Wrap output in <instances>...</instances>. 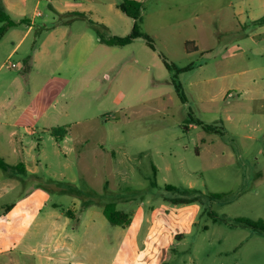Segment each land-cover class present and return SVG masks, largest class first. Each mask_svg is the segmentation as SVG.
<instances>
[{
	"label": "rangeland",
	"instance_id": "obj_1",
	"mask_svg": "<svg viewBox=\"0 0 264 264\" xmlns=\"http://www.w3.org/2000/svg\"><path fill=\"white\" fill-rule=\"evenodd\" d=\"M122 2L83 1L90 20L79 26H124ZM140 2L141 31L157 51L143 40L106 54L100 49L93 88L75 94L85 84L77 78L56 100L69 112L68 125L60 127L66 141L35 129L38 135H24V156L17 157L3 131L0 152L7 164L31 156L40 163L24 189L1 202L40 191L47 205L38 217L54 215L51 247L58 239L67 250H92L98 264L132 257L123 256L127 230L110 224L100 204L140 215L160 205L173 212L195 206L194 229L178 240L172 264H264V231L241 222L264 225V25L257 24L264 0ZM38 12L44 16L37 25L58 21L47 0ZM187 42L198 50L188 52ZM11 48V38L0 39L3 106L11 105L14 83L26 82L12 67L20 54L8 58ZM78 201L95 203L90 215ZM59 250L52 249L49 264H72L71 253Z\"/></svg>",
	"mask_w": 264,
	"mask_h": 264
},
{
	"label": "crops",
	"instance_id": "obj_2",
	"mask_svg": "<svg viewBox=\"0 0 264 264\" xmlns=\"http://www.w3.org/2000/svg\"><path fill=\"white\" fill-rule=\"evenodd\" d=\"M47 1L53 16L58 18L52 26L36 23L38 17L44 16L38 12L42 0H0V9L17 23V26L8 28L2 37L11 38L12 48L8 58L20 54L18 67H15L26 81L25 85L14 83L16 91L9 99L11 105L3 106L0 103V136L3 131L7 132L6 141L10 145L12 156H24V135H38L35 129L52 134L53 129L68 125L65 124L69 117L68 108L59 106L56 100L66 96V87L77 78L85 84L81 82V85L75 88V94L77 91L80 93L83 87L93 88V79L97 77L98 67L93 66L98 64L95 54L100 49L106 54L116 47L100 42L99 37L94 36L90 30L92 23L84 28L79 26V20H90L88 15L91 11L82 3L86 0ZM122 19L124 26L114 28L103 25L106 37H126L130 34L134 21L128 16H122ZM140 40L143 39H136L133 43ZM143 41L148 47L146 41ZM187 43L190 44L188 52L191 49L198 50L192 47L193 43ZM24 46L25 51L22 52ZM151 50L156 52L152 48ZM76 51H79V55ZM69 52L68 60H65ZM236 53L243 55L245 51L238 48ZM86 68L88 71L84 78L83 71ZM24 96L29 97L25 104L21 102ZM67 135L66 132L64 141L67 140ZM15 142L21 145V148L13 147ZM0 158L5 159L1 152ZM33 160L34 156L30 159L20 157L10 163L11 166L23 164L25 173L14 170L6 173L0 169V264H49L52 249L56 248L64 255L71 253L75 258L72 264H98L97 260L93 261L95 253L92 250H67L64 242L62 245L60 241L57 243L58 239L54 240V246L51 247L53 238L48 229L54 215L47 219L38 217L44 209L43 205H47V199L40 191L21 192L15 196L13 202H1L9 195L13 196L18 190L24 189L29 176L38 173L40 162L34 163ZM118 197L126 200L123 196ZM78 204L81 210L84 207V216L90 215V210L95 205L94 202L83 204L82 201H78ZM104 205L100 204V207ZM197 213L195 206H187L180 212H173L163 205L152 208L148 214L140 215L139 210L128 213L132 221L129 226L122 227L127 230L128 236L126 246L123 247V256L129 253L132 257L121 264H172L174 256L178 253V240H184L185 235L192 233ZM82 219L83 217L81 221ZM140 219H143L141 223ZM141 225L143 227L140 231Z\"/></svg>",
	"mask_w": 264,
	"mask_h": 264
},
{
	"label": "trees",
	"instance_id": "obj_3",
	"mask_svg": "<svg viewBox=\"0 0 264 264\" xmlns=\"http://www.w3.org/2000/svg\"><path fill=\"white\" fill-rule=\"evenodd\" d=\"M119 9L128 17H130L134 21V25L131 33L126 37H106L105 36V27L102 25L92 24L93 29L95 30L97 36L100 39V42L106 44L108 46H127L131 44L136 39H143L146 43L155 51H157L156 46L152 38L141 31V11H142V3L136 0H123V2L118 6ZM0 22L5 23V26L0 29V39L3 37L8 28L17 26V23L14 22L3 10L0 9ZM257 24L264 25V17L257 21ZM189 43H186V50H189ZM54 137L64 138L66 135V130L62 128H56L51 131ZM61 133V134H60ZM0 169L4 172L10 171H20L25 173V166L23 164H19L17 166H11L7 164L3 159L0 158ZM104 215L107 220L113 226L119 227H127L131 224V215L117 210L114 204H105L104 207ZM243 224L260 229L264 231V225L262 222H253L250 220H242Z\"/></svg>",
	"mask_w": 264,
	"mask_h": 264
},
{
	"label": "built area",
	"instance_id": "obj_4",
	"mask_svg": "<svg viewBox=\"0 0 264 264\" xmlns=\"http://www.w3.org/2000/svg\"><path fill=\"white\" fill-rule=\"evenodd\" d=\"M12 67H15V65H12ZM230 96H232V94H229Z\"/></svg>",
	"mask_w": 264,
	"mask_h": 264
}]
</instances>
